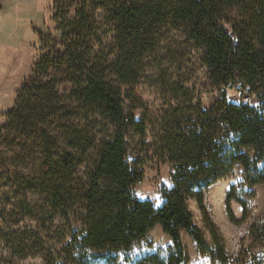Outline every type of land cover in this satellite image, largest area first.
<instances>
[{
    "label": "trees",
    "instance_id": "obj_1",
    "mask_svg": "<svg viewBox=\"0 0 264 264\" xmlns=\"http://www.w3.org/2000/svg\"><path fill=\"white\" fill-rule=\"evenodd\" d=\"M52 10L54 31L38 32L42 51L0 126V202L22 215L46 207L65 220V239L45 253L46 264H116L117 251L130 261L133 243L154 225L169 235L172 248L132 264H184L182 230L226 264L204 196L237 166L248 187L264 184V0H54ZM167 29L203 49L218 97L204 107L179 87L178 103L158 119L137 117L123 87L138 83L144 57ZM149 132L153 142L133 150L132 135L145 139ZM150 161L172 166L171 186L160 189L157 203L135 192ZM235 188L226 207L229 219L240 223L255 193L238 195ZM189 198L204 214L211 245L194 223ZM233 198L242 219L235 217ZM5 215L0 264H18L13 257H26L33 247L42 250L4 227ZM249 235L257 250L243 251L238 264H264V218Z\"/></svg>",
    "mask_w": 264,
    "mask_h": 264
},
{
    "label": "rangeland",
    "instance_id": "obj_2",
    "mask_svg": "<svg viewBox=\"0 0 264 264\" xmlns=\"http://www.w3.org/2000/svg\"><path fill=\"white\" fill-rule=\"evenodd\" d=\"M54 0H5L0 10V126L6 120V113L16 100L17 93L33 71V66L41 53L39 31L47 33L54 31L51 21ZM101 19H98V21ZM60 37L56 33L54 39ZM203 49L187 41L185 35L176 29H167L160 43L146 54L141 65L138 83L123 87V95L127 105L136 107L137 117L146 115L147 119L156 120L170 105H176V89L183 87L193 102L202 101L204 107H210L218 97L219 89L214 87L208 77V70L203 65L201 57ZM235 97L233 96L232 99ZM180 101L182 99H179ZM109 129V126H107ZM97 129L96 132H105ZM100 136V135H99ZM146 142V143H145ZM153 142L152 133L143 139L132 135L133 150H144L146 144ZM144 179L135 187L139 198L159 200L160 189L171 186L170 163L150 161L144 166ZM84 171V167L81 169ZM235 185L234 193L244 195L253 191L254 197L247 198L249 211L240 223L229 219L226 198L231 193L230 186ZM188 208L194 223L203 231L207 242L212 244L211 234L206 226L205 217L195 198H189ZM204 205L208 217L216 224L223 238L228 254L226 264H238L243 251H256L250 234V226L264 218V184L248 187L243 179V169L235 167L233 172L207 188ZM231 207L237 219H242L241 204L231 199ZM4 211V212H1ZM44 208L42 213L24 214L19 208L9 209V205L0 202V213L10 214L3 217L4 227L10 226L26 239V244H40L33 247L26 257L14 256L18 264H46L45 253L52 246H59L65 239V220L58 214L48 213ZM56 214V215H55ZM55 215V216H54ZM38 216V217H37ZM54 216V217H53ZM40 218V219H39ZM181 240L186 252L184 264H221L208 253L197 246L193 238L185 230L181 231ZM173 246L171 238L160 225L154 227L141 239L135 241L128 251L130 261L124 260L121 251L117 254L116 264H132L141 256L155 251L168 252ZM3 249V245H0ZM5 249V248H4ZM9 254V253H8ZM9 257L11 255H8ZM110 264V263H102ZM224 264V263H223Z\"/></svg>",
    "mask_w": 264,
    "mask_h": 264
}]
</instances>
